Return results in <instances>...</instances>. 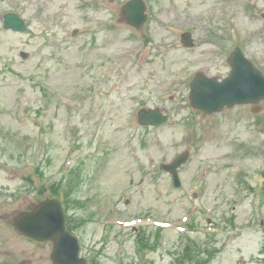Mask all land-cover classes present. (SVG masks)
<instances>
[{
  "label": "rangeland",
  "instance_id": "1",
  "mask_svg": "<svg viewBox=\"0 0 264 264\" xmlns=\"http://www.w3.org/2000/svg\"><path fill=\"white\" fill-rule=\"evenodd\" d=\"M126 1L0 0V264H53L14 227L53 195L88 264H264V100H190L236 46L264 72V0H145L138 28ZM157 107L169 119L141 124ZM183 152L177 187L160 164Z\"/></svg>",
  "mask_w": 264,
  "mask_h": 264
},
{
  "label": "water",
  "instance_id": "2",
  "mask_svg": "<svg viewBox=\"0 0 264 264\" xmlns=\"http://www.w3.org/2000/svg\"><path fill=\"white\" fill-rule=\"evenodd\" d=\"M144 0H128L122 7L126 21L136 27L143 25L149 15ZM4 27L25 31L27 25L18 13L9 12L4 15ZM183 41L191 45L189 34ZM229 62L230 74L222 81L198 73L191 82L190 97L195 107L206 113L222 110L226 105L238 103H254L264 99V73L237 46L232 51ZM168 119V115L159 108H142L139 121L147 125H160ZM188 152L177 156L171 163H162L161 167L172 173L176 186L181 185L179 167L187 160ZM15 226L24 234L36 240H53L54 248L51 258L54 264H87L85 258L79 256V242L66 228L65 215L60 198H47L31 211L18 214Z\"/></svg>",
  "mask_w": 264,
  "mask_h": 264
},
{
  "label": "trees",
  "instance_id": "3",
  "mask_svg": "<svg viewBox=\"0 0 264 264\" xmlns=\"http://www.w3.org/2000/svg\"><path fill=\"white\" fill-rule=\"evenodd\" d=\"M189 248V247H188Z\"/></svg>",
  "mask_w": 264,
  "mask_h": 264
}]
</instances>
